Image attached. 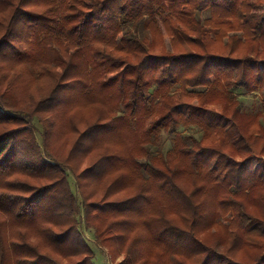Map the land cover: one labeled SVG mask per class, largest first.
Here are the masks:
<instances>
[{
    "label": "trees",
    "instance_id": "1",
    "mask_svg": "<svg viewBox=\"0 0 264 264\" xmlns=\"http://www.w3.org/2000/svg\"><path fill=\"white\" fill-rule=\"evenodd\" d=\"M262 70L264 0H0V264H264Z\"/></svg>",
    "mask_w": 264,
    "mask_h": 264
},
{
    "label": "rangeland",
    "instance_id": "2",
    "mask_svg": "<svg viewBox=\"0 0 264 264\" xmlns=\"http://www.w3.org/2000/svg\"><path fill=\"white\" fill-rule=\"evenodd\" d=\"M208 17H209V12L206 10L202 13L201 18L206 19ZM0 83H1L0 85V93H1L4 90V83H6V80H3L1 82V79H0ZM25 87L26 85L21 84L19 87L14 86V89L13 87H11L9 92L8 91L5 92V98L7 99V102L9 105H15L16 107H20L21 103H25L24 100H27L26 99L27 95L30 96V93H28L27 90L24 89ZM261 87L262 88L260 91L255 92L253 94H245V93H241L240 91L235 92L236 96L234 97L239 102L242 103L243 111L249 112V113H255V112L261 111L262 95H264V70H262ZM11 127H14V126H11ZM38 129L41 130L40 127ZM2 131H3V128L0 126V133ZM196 137L200 138V135L196 134ZM169 138L170 136L163 134L160 142L154 145L153 148L157 150H161L162 148L163 151H166L171 146L170 141L165 140ZM51 144H52V149L60 148V144H54V143H51ZM256 165H257V159L255 158V159H252L249 167L250 169L253 170L256 167ZM85 166L86 164L82 163L79 169L81 170ZM70 183H71L72 191H74L75 193L76 189H75V185H74L72 178H70ZM84 238L89 248L92 249L94 253V260L92 261L93 264H119L124 261L126 257L124 254H120V255H117L116 257H113L112 254L110 253V249L106 245L100 246L95 241L92 231H84Z\"/></svg>",
    "mask_w": 264,
    "mask_h": 264
}]
</instances>
